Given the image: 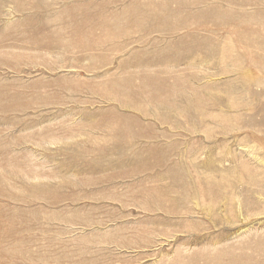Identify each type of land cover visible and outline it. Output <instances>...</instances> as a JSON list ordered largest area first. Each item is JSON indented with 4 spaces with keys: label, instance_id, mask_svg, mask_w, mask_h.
Wrapping results in <instances>:
<instances>
[{
    "label": "rangeland",
    "instance_id": "obj_1",
    "mask_svg": "<svg viewBox=\"0 0 264 264\" xmlns=\"http://www.w3.org/2000/svg\"><path fill=\"white\" fill-rule=\"evenodd\" d=\"M0 264H264V0H0Z\"/></svg>",
    "mask_w": 264,
    "mask_h": 264
},
{
    "label": "bare ground",
    "instance_id": "obj_2",
    "mask_svg": "<svg viewBox=\"0 0 264 264\" xmlns=\"http://www.w3.org/2000/svg\"><path fill=\"white\" fill-rule=\"evenodd\" d=\"M45 224H47V223H45ZM82 225V224H81ZM96 225V224H95ZM81 227V226H80Z\"/></svg>",
    "mask_w": 264,
    "mask_h": 264
}]
</instances>
